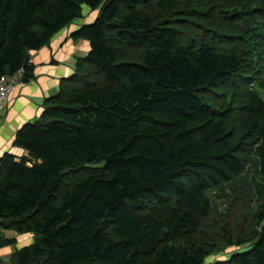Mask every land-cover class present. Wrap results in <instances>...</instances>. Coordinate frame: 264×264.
Listing matches in <instances>:
<instances>
[{
	"label": "trees",
	"instance_id": "obj_1",
	"mask_svg": "<svg viewBox=\"0 0 264 264\" xmlns=\"http://www.w3.org/2000/svg\"><path fill=\"white\" fill-rule=\"evenodd\" d=\"M214 1L0 0V81L23 71L21 83L36 77L32 52L99 9L71 34L89 54L17 134L28 156L0 158V229L36 238L10 264H264V207L224 260L195 241L210 192L252 157L264 191V0H224L226 29L202 39L186 22Z\"/></svg>",
	"mask_w": 264,
	"mask_h": 264
},
{
	"label": "rangeland",
	"instance_id": "obj_2",
	"mask_svg": "<svg viewBox=\"0 0 264 264\" xmlns=\"http://www.w3.org/2000/svg\"><path fill=\"white\" fill-rule=\"evenodd\" d=\"M254 1L260 3L261 0ZM232 2L233 1L230 0L225 5V7H223V9H225L224 11H231L232 5L234 4ZM223 4L224 0H215L212 6H208L207 10L209 11L207 14V11H198L200 14L203 15H196L190 17L189 21L186 22L189 25V28L187 27L188 30L191 31L193 34L198 33V35L202 39L206 38L204 36L205 34H211L212 31H224L226 29V22L219 18L220 9ZM182 8L188 9L186 5H182ZM98 15L99 9L91 10L90 8L84 6L82 18L75 21L70 27H68L64 34H69L70 32L77 30L78 27L82 26L83 24H91L95 21ZM173 18H175V16H171L170 19H167L165 17L164 21L175 20ZM193 31L196 33H194ZM60 36L61 38H63L62 35ZM234 36H237V34ZM71 54L73 55L74 52H72ZM78 55L79 54H77V56ZM30 56H32V53L30 54ZM80 59L81 58H79L78 56V59H76V62H74L75 67L79 65ZM230 91V88L228 86H225V88L214 91L212 93H208L207 99L209 101H213L214 98L212 94L218 96L215 98L218 99L220 96L226 95ZM226 104L228 105V101L226 102ZM220 106L221 105H218V107ZM230 106L234 108L235 106H237V104L232 102ZM252 162L253 157L250 158L248 161V172L247 174H245L244 178H240L239 181L229 184L227 185V187L221 186L220 188H218L217 190H213L209 194V197L213 204V212L211 214V217L206 221L203 227V231L198 234L195 238V241L199 245L202 244L209 249L215 250L214 254L208 258L207 263H212L218 260H224L235 251L244 250L242 246L238 245L236 239L239 236L240 238H245L249 236L251 234V230L257 225V220L255 217L257 215V212L262 207H264V191L262 189H257L258 187L256 185V175L253 170L254 166ZM229 192H231V194H233L234 196H239L241 199L233 200L231 195L228 194ZM13 236V234H9V236L5 238L9 240H16V244L20 245V249L25 246L32 245L36 241L35 235L33 234H22V237L19 236L18 239ZM26 236L30 237L26 239ZM231 238H233V240L235 241L232 242L233 240ZM171 241L175 244H182L183 248L191 244V242L181 240V238L175 236L171 238ZM206 242H208V244H205Z\"/></svg>",
	"mask_w": 264,
	"mask_h": 264
},
{
	"label": "crops",
	"instance_id": "obj_3",
	"mask_svg": "<svg viewBox=\"0 0 264 264\" xmlns=\"http://www.w3.org/2000/svg\"><path fill=\"white\" fill-rule=\"evenodd\" d=\"M65 31L66 29L54 36L40 51L32 52L30 57L35 65V79L29 83L16 85L10 93L6 108L0 112V158L6 154L28 156V152L15 145L18 132L27 124L40 119L44 113L45 101L59 93L63 79L75 73L74 62L78 56L82 58L89 54L91 50L89 41H74L71 34L76 30L69 34H64ZM60 35L65 38H61ZM9 234H13L17 239L19 236L22 237V234L0 229V236L8 237ZM28 237L30 236H26V239ZM19 247V244H15L0 248V264H9L12 254L20 249Z\"/></svg>",
	"mask_w": 264,
	"mask_h": 264
},
{
	"label": "built area",
	"instance_id": "obj_4",
	"mask_svg": "<svg viewBox=\"0 0 264 264\" xmlns=\"http://www.w3.org/2000/svg\"><path fill=\"white\" fill-rule=\"evenodd\" d=\"M23 71L12 77H4L0 81V112L5 109L10 93L14 87L22 82Z\"/></svg>",
	"mask_w": 264,
	"mask_h": 264
},
{
	"label": "bare ground",
	"instance_id": "obj_5",
	"mask_svg": "<svg viewBox=\"0 0 264 264\" xmlns=\"http://www.w3.org/2000/svg\"><path fill=\"white\" fill-rule=\"evenodd\" d=\"M86 176V175H85ZM88 178V177H87ZM192 237V236H191Z\"/></svg>",
	"mask_w": 264,
	"mask_h": 264
},
{
	"label": "water",
	"instance_id": "obj_6",
	"mask_svg": "<svg viewBox=\"0 0 264 264\" xmlns=\"http://www.w3.org/2000/svg\"><path fill=\"white\" fill-rule=\"evenodd\" d=\"M10 264V263H9Z\"/></svg>",
	"mask_w": 264,
	"mask_h": 264
}]
</instances>
